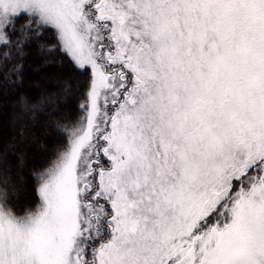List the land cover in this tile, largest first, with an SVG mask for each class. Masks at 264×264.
Returning a JSON list of instances; mask_svg holds the SVG:
<instances>
[{
    "label": "snow or ice",
    "instance_id": "obj_1",
    "mask_svg": "<svg viewBox=\"0 0 264 264\" xmlns=\"http://www.w3.org/2000/svg\"><path fill=\"white\" fill-rule=\"evenodd\" d=\"M33 46L86 79L34 210L0 152V264H264V0H0V87Z\"/></svg>",
    "mask_w": 264,
    "mask_h": 264
},
{
    "label": "trees",
    "instance_id": "obj_2",
    "mask_svg": "<svg viewBox=\"0 0 264 264\" xmlns=\"http://www.w3.org/2000/svg\"><path fill=\"white\" fill-rule=\"evenodd\" d=\"M47 59L59 61L61 57L57 53ZM2 75L0 73V76ZM85 79L72 68L67 57H64L63 65L57 63L45 66L33 46L25 63L23 82L0 87V152L5 153L4 164L12 165L11 182L17 189H21L18 198H13L11 201L17 214L22 215L34 208L38 197L32 172L46 163L60 139L55 123L65 119L62 115L64 107L70 108L74 116L75 106L78 103L76 96L73 95L66 106L61 105L60 110L52 111V101L44 98L49 94H59L64 87V81H68L75 89L77 83H81L82 87ZM22 98L30 104L41 101L45 103L44 114L38 115L34 123L21 112ZM22 125H26L23 138L18 135ZM12 146H15L16 154H11ZM19 153H24V165L20 168L16 167Z\"/></svg>",
    "mask_w": 264,
    "mask_h": 264
},
{
    "label": "rangeland",
    "instance_id": "obj_3",
    "mask_svg": "<svg viewBox=\"0 0 264 264\" xmlns=\"http://www.w3.org/2000/svg\"><path fill=\"white\" fill-rule=\"evenodd\" d=\"M1 148V147H0ZM2 150V149H1ZM34 186L36 187V184H34ZM38 201V200H37ZM37 201L34 203V208H35V205H36V203H37ZM34 208H32V209H30V210H34ZM27 212V211H26Z\"/></svg>",
    "mask_w": 264,
    "mask_h": 264
}]
</instances>
